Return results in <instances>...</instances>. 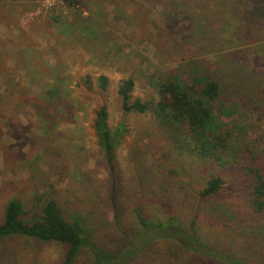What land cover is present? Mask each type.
<instances>
[{
	"label": "rangeland",
	"instance_id": "1",
	"mask_svg": "<svg viewBox=\"0 0 264 264\" xmlns=\"http://www.w3.org/2000/svg\"><path fill=\"white\" fill-rule=\"evenodd\" d=\"M74 1L0 0V216L9 199H26L52 185L66 216L94 211L108 225L110 175L92 128L105 105L109 128H125L116 153L126 207L142 202L149 215L161 204L191 219L199 206L196 227L203 240L245 253L248 264H264L263 223L250 220L230 190L207 200L197 196L224 171L168 147L153 119L123 116L116 93L131 78L134 97L157 99L150 74H182L186 80L188 67L206 70L224 88L231 116L223 121L264 155V0ZM78 12L99 39L70 30ZM99 76L109 78L106 92L98 88ZM51 87L59 89L54 97ZM134 162L145 168L138 187ZM228 208L225 218L220 213ZM4 245L11 258L0 264H57L63 249L32 241ZM154 247L134 264H187L182 253L172 258L170 243ZM84 255L75 264H85Z\"/></svg>",
	"mask_w": 264,
	"mask_h": 264
},
{
	"label": "trees",
	"instance_id": "2",
	"mask_svg": "<svg viewBox=\"0 0 264 264\" xmlns=\"http://www.w3.org/2000/svg\"><path fill=\"white\" fill-rule=\"evenodd\" d=\"M76 2L70 0L68 3L73 5ZM75 16L68 24L72 32L78 36L87 34L91 39L98 38L94 28L81 18L80 12ZM59 20L55 17L54 22L61 27ZM181 75L150 74L148 84L157 99L134 97V80L127 78L121 81L116 93L123 116L136 114L153 119L168 147L187 154L190 160L222 169L224 173L209 178L198 190V198L207 200L230 190L234 198L240 200L237 206L248 218L264 226V155L239 138L234 132L237 127L230 128L229 123L223 121L222 117L231 115L229 111L226 113L224 88L215 77L206 70L197 71L190 67L185 74L188 79ZM97 82L98 88L106 92L109 78L99 76ZM57 91V87H51L49 97L56 96ZM5 101L7 108L16 111L15 107H9L7 96ZM107 118V108L102 105L92 128L110 175L105 202L106 211L111 215L108 225L95 217L94 211L88 215L72 212L66 216L52 193L54 186L49 185L46 192L31 193L26 199L12 198L4 204L0 216V262H10L11 250L4 244L16 240L62 247L57 264H75L81 254H85V264H134L151 253L158 242L170 243L176 253L172 258L182 253L187 264H248L245 253L239 255L230 247L219 248L217 244L201 238L196 227L199 206L193 209L191 219L186 213H180V216L169 213L161 204L157 213L149 215L142 202L133 205L131 210L126 207L123 172L116 153L125 128L121 123L114 130L110 129ZM133 164L138 187L142 184L145 168H139L136 162ZM220 214L226 218L231 210L225 209ZM103 241L111 245L114 252L104 248Z\"/></svg>",
	"mask_w": 264,
	"mask_h": 264
},
{
	"label": "crops",
	"instance_id": "3",
	"mask_svg": "<svg viewBox=\"0 0 264 264\" xmlns=\"http://www.w3.org/2000/svg\"><path fill=\"white\" fill-rule=\"evenodd\" d=\"M5 26H6V25H5ZM7 29L10 30V29L8 28V26H7ZM7 32H9V31H7Z\"/></svg>",
	"mask_w": 264,
	"mask_h": 264
}]
</instances>
